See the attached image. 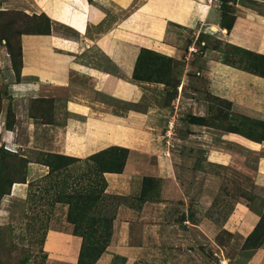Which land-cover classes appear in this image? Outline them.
<instances>
[{"label":"crops","instance_id":"crops-1","mask_svg":"<svg viewBox=\"0 0 264 264\" xmlns=\"http://www.w3.org/2000/svg\"><path fill=\"white\" fill-rule=\"evenodd\" d=\"M19 1L24 12L46 15L50 32L20 38V81H12L8 89L15 123L7 126L5 100L0 144L18 153L81 160L121 147L129 150V157L123 172L104 175L107 194L138 201L147 192L148 179L162 184L159 200H146L140 208L118 207L109 246L95 264H147L162 244L168 249L192 246L203 255L200 248L210 252L219 233L217 215L212 217L211 211L218 209L219 193L235 191L250 194L251 199L241 196L231 206L221 230L239 237V244L231 243L238 264H264V245L245 247L264 216V76L214 61L197 72L199 78L185 73L184 91L209 92L228 102L233 116L262 125L261 130H232L220 136L205 123L204 112L193 100L190 106V100L179 99L170 115L162 85H142L133 79L143 49L186 60L190 69L196 40L187 51L176 45L170 30L183 27L197 39L207 23L218 20L214 3ZM239 1L240 17L229 34L240 39L242 48L264 52V40L253 35L264 28V14L249 7L256 3L264 9V0ZM146 99L151 106L137 109ZM186 109L183 122L179 111ZM49 171L30 160L27 180H40ZM190 204L196 209L191 214ZM68 213L67 204L53 207L43 245L49 264H79L83 240L75 235Z\"/></svg>","mask_w":264,"mask_h":264},{"label":"rangeland","instance_id":"rangeland-1","mask_svg":"<svg viewBox=\"0 0 264 264\" xmlns=\"http://www.w3.org/2000/svg\"><path fill=\"white\" fill-rule=\"evenodd\" d=\"M207 2L209 5L210 2L214 3L218 20L207 23L205 32L200 37L196 39L193 31L183 27H172L170 30L171 35L176 39V45L187 51L189 47H193V42L196 40V49L192 51L195 55L192 67L190 66L189 69V62L186 60H178L155 50H147L141 54L136 82L147 86L162 85L165 90L164 105L170 115L173 114V104H177L179 99L190 100V106L193 101L196 102L201 107L200 113L205 114V123L212 125L211 127L215 128L219 136L232 130L241 133H245L247 129L261 130L262 125L233 116L229 103L209 92L191 88L183 90L182 82L185 73L190 71L191 76L199 78L197 72H201L207 63L212 61L264 76V52H253L242 48L238 42L240 39L233 40L227 30V27L240 17L241 1L207 0ZM249 7L264 14V9L259 4L250 3ZM49 25V18L46 15L35 14L33 11L24 12L19 0H0V111L4 107L3 102L7 100L5 111L9 126L15 123L13 100L9 97L8 89L9 83L20 81V38L24 34L48 32ZM253 35L255 37L259 35L258 39L264 40V28L259 34ZM150 106L151 102L146 99L137 106V109L145 111ZM43 111L42 116L44 120H47L48 107ZM184 112L179 111L178 116L183 122L187 119L186 115L189 111L186 109ZM110 155L111 153L98 158V162L110 161ZM116 155L124 156L119 153ZM30 160L48 163L55 167H62L72 162L66 159H53L35 151L18 153L17 149L0 144V264H49L43 245L50 228L53 205H56L53 194L63 188L65 183L70 186L69 192L73 189L89 188V190L93 189L97 195V201L94 204L96 208L89 213L85 212L86 215L83 214L80 221V224H84L85 227L91 225L89 219L91 215H95L97 219L105 218L110 223L117 212L118 205L126 204L140 208L146 200H159L162 184L158 179L146 181L147 192L139 201L116 199L115 196L107 194L104 189V175L99 172V165L87 162V159L71 166L67 173H61L52 180L40 179L29 183L26 163ZM102 191L107 194V197ZM226 196L230 197L229 201ZM241 196L251 199L250 194H243L241 191L218 194V209L212 210L211 213L212 217L214 214L217 215L219 233L210 252L205 251L206 248H200L203 255L199 250L188 245H175L168 249L161 243L162 245L156 247L155 257L147 264H238L237 251L232 250L231 243L234 241L233 244H239V237L221 228L229 209L241 201ZM193 205L190 204L187 208L189 214L196 210ZM73 227L75 230V225ZM79 229L86 232L83 225ZM87 239L89 241L90 237ZM94 261L95 257L89 258L86 252L82 264H94Z\"/></svg>","mask_w":264,"mask_h":264},{"label":"trees","instance_id":"trees-1","mask_svg":"<svg viewBox=\"0 0 264 264\" xmlns=\"http://www.w3.org/2000/svg\"><path fill=\"white\" fill-rule=\"evenodd\" d=\"M234 26V22L227 27V30L230 32ZM50 32V29L48 32L45 33H40V34H47ZM147 51L146 49H143L141 51L145 52ZM141 54L138 58L135 73L133 79L135 81L138 80L137 76V71H138V64L139 60L141 58ZM20 56H21V47H20ZM12 126H9L7 123V126L9 128H12ZM111 153L109 160L106 162H98V158ZM116 153L119 154H124L122 157H117ZM47 157H51L53 159H66L72 161L70 164L64 165L62 167H55L52 166L51 164L48 163H40L43 164L47 167H49L50 171L47 176H45L44 180H52L53 178L57 177V175H61V173H67L69 171V168L77 163H80L82 160L81 159H76V158H71V157H66L62 155H55V154H46ZM129 157V150L121 147H111L108 148L104 151H101L97 154H94L87 158V162H93L99 165V172L105 175L106 173H121L123 172L125 165L127 163ZM30 161H28L26 164L28 166ZM39 163V162H38ZM27 169V168H26ZM43 180V181H44ZM104 189L106 190L107 187V182L104 177ZM77 187V185H76ZM103 191L105 192V190ZM70 186H68V183H65L63 188L60 190L58 189L57 191L54 192V197H55V203H64L69 206V213H68V221L75 225V230L74 233L75 235L79 236L83 240L82 248H81V253H80V259H79V264H82V261L85 257L86 252L88 253V257L92 258L95 257L94 264L96 261L103 255V253L106 251L107 247L109 246L110 239L112 236V228H113V222L116 217V213L111 219L110 223L107 219L101 218L97 219L94 216H89V219L91 221V225H88V227H85L84 224H80V221L82 219L83 214L86 215L85 212L89 213L91 212L94 208V204L97 201V195L95 191L89 190V188H81L80 190L78 189H73L71 192H69ZM102 193L104 194V192ZM84 192V194H82ZM2 194H7V193H2ZM107 197V194H104ZM109 196V195H108ZM111 197V196H110ZM115 198H123L120 196H115ZM126 199V198H123ZM142 198L138 199L141 200ZM122 205V204H121ZM55 206V205H53ZM120 205H118L119 207ZM118 209V208H117ZM102 213V211H101ZM109 224V225H108ZM86 229V232L82 231L79 229L80 226H82ZM110 231V232H109ZM87 237H90V240L88 241ZM264 245V216L261 218L260 223L254 230V232L249 236V238L246 241L245 247L247 249H256Z\"/></svg>","mask_w":264,"mask_h":264},{"label":"bare ground","instance_id":"bare-ground-1","mask_svg":"<svg viewBox=\"0 0 264 264\" xmlns=\"http://www.w3.org/2000/svg\"><path fill=\"white\" fill-rule=\"evenodd\" d=\"M213 28H216V27H213Z\"/></svg>","mask_w":264,"mask_h":264}]
</instances>
